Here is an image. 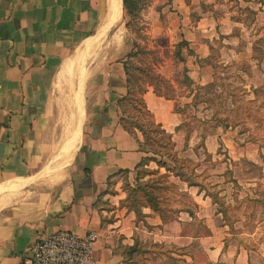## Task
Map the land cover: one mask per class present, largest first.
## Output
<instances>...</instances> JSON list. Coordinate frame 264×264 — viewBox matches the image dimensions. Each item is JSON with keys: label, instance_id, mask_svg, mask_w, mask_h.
I'll return each mask as SVG.
<instances>
[{"label": "rangeland", "instance_id": "1", "mask_svg": "<svg viewBox=\"0 0 264 264\" xmlns=\"http://www.w3.org/2000/svg\"><path fill=\"white\" fill-rule=\"evenodd\" d=\"M137 1V25L123 9L91 62L123 60L134 41L156 49L179 111L180 124L167 130L176 160L144 153L168 166L146 159L109 182L93 204L100 239L122 264H197L211 235L225 243L228 261L217 264H264V0ZM140 24L146 38L135 32ZM186 76L210 85L196 109Z\"/></svg>", "mask_w": 264, "mask_h": 264}, {"label": "crops", "instance_id": "2", "mask_svg": "<svg viewBox=\"0 0 264 264\" xmlns=\"http://www.w3.org/2000/svg\"><path fill=\"white\" fill-rule=\"evenodd\" d=\"M110 4L0 0V264H22L36 241L61 229L96 231L91 264H122L101 241L93 207L108 177L133 170L143 157L119 123L117 101L126 92L121 60L91 62L122 18L108 25ZM144 100L166 130L180 124L175 100L152 88ZM150 219L161 222L157 215ZM224 244L215 235L203 238L197 264L227 262Z\"/></svg>", "mask_w": 264, "mask_h": 264}, {"label": "trees", "instance_id": "3", "mask_svg": "<svg viewBox=\"0 0 264 264\" xmlns=\"http://www.w3.org/2000/svg\"><path fill=\"white\" fill-rule=\"evenodd\" d=\"M122 2L123 9L126 15L129 16L130 22H133L135 25H137L140 7L142 6H138L139 3L137 0H122ZM130 22L126 23V27L129 26ZM135 32L139 33V35L144 38L147 37L146 27L144 24L138 25ZM133 44V50L123 60H121L125 76L126 92L117 101L119 110V123L130 136L137 140L139 149L143 154L150 153L153 156L166 155L171 160H173V164H175V154L167 151L175 147L173 136L163 127L161 123L155 120L144 100V94L149 88H152L153 91L159 96H162L166 99L175 100L173 93H171L174 91V87L169 80L165 79L160 73L156 71V63L161 61V57L159 55H155L156 49L150 48L147 45H141L136 41H134ZM148 55H152V58L147 59L146 56ZM186 79V86H188V88L190 86L189 89L193 95L192 104L190 105L196 109L198 107V103L202 102L199 100V98L203 94H206V92H200H203L205 88L209 87L210 85L195 84V86H193V81L189 77ZM192 86L194 88H192ZM185 107H188V105L185 104ZM223 121H225V119H223L222 122ZM144 144H146L147 147H145ZM146 159H148V161L157 162V164H159L161 167L168 166L162 161H157V159L154 157H142L140 162L133 170L138 171L139 167L146 165ZM175 169L176 165H174L172 169L167 170L174 171ZM129 172L130 170L128 169L118 170L108 177L107 185L120 173L128 174ZM175 175L178 176L180 180L192 185L190 184L188 177H186L184 174L178 172L175 173ZM150 207L153 211H155L154 207L151 205Z\"/></svg>", "mask_w": 264, "mask_h": 264}, {"label": "built area", "instance_id": "4", "mask_svg": "<svg viewBox=\"0 0 264 264\" xmlns=\"http://www.w3.org/2000/svg\"><path fill=\"white\" fill-rule=\"evenodd\" d=\"M97 240L96 231L78 235L70 230H57L36 241L30 258L22 264H91Z\"/></svg>", "mask_w": 264, "mask_h": 264}, {"label": "bare ground", "instance_id": "5", "mask_svg": "<svg viewBox=\"0 0 264 264\" xmlns=\"http://www.w3.org/2000/svg\"><path fill=\"white\" fill-rule=\"evenodd\" d=\"M110 3H111L110 4V6H111L110 12L111 13H110L109 19L107 20L108 25L109 24H114L117 21V19H119L121 17V15H122L121 14L122 4H121L120 0H110ZM77 93H78V90L75 92V99H74V102H75V106H74L75 113H78V109H79V105H80L79 104V100L77 98ZM72 97H74V96H72ZM72 118H73V121L75 122L74 116ZM64 142H65V140H64Z\"/></svg>", "mask_w": 264, "mask_h": 264}]
</instances>
